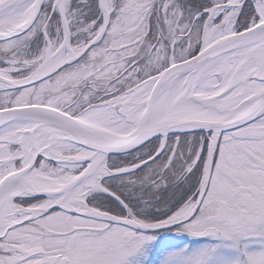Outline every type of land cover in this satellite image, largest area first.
Listing matches in <instances>:
<instances>
[{
	"label": "snow or ice",
	"instance_id": "obj_1",
	"mask_svg": "<svg viewBox=\"0 0 264 264\" xmlns=\"http://www.w3.org/2000/svg\"><path fill=\"white\" fill-rule=\"evenodd\" d=\"M0 264H264V0H0Z\"/></svg>",
	"mask_w": 264,
	"mask_h": 264
}]
</instances>
